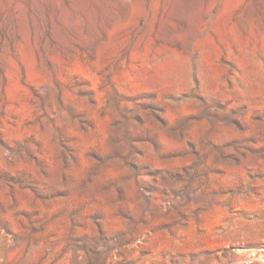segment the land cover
<instances>
[{"label":"rangeland","instance_id":"obj_1","mask_svg":"<svg viewBox=\"0 0 264 264\" xmlns=\"http://www.w3.org/2000/svg\"><path fill=\"white\" fill-rule=\"evenodd\" d=\"M263 44L264 0H0V264H264Z\"/></svg>","mask_w":264,"mask_h":264},{"label":"bare ground","instance_id":"obj_2","mask_svg":"<svg viewBox=\"0 0 264 264\" xmlns=\"http://www.w3.org/2000/svg\"><path fill=\"white\" fill-rule=\"evenodd\" d=\"M264 45V44H263ZM172 60V59H171ZM164 66V65H163ZM165 68L166 69H168V70H170L171 72H174V73H177L178 72V70H179V67H178V65H177V63L175 62V61H169V62H167L166 63V65H165ZM163 70H165L164 69V67H163ZM171 76V75H170ZM13 80V79H12ZM16 80V79H15ZM15 80H14V82H15ZM14 85H15V83H14ZM17 85V84H16ZM11 92L12 93H14V92H17V88H16V86H15V88H13V90H11Z\"/></svg>","mask_w":264,"mask_h":264}]
</instances>
